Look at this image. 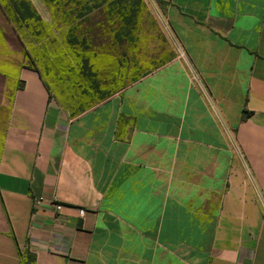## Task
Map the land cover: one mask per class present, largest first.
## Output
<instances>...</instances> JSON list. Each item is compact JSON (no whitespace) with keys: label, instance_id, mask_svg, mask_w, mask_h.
<instances>
[{"label":"crops","instance_id":"1","mask_svg":"<svg viewBox=\"0 0 264 264\" xmlns=\"http://www.w3.org/2000/svg\"><path fill=\"white\" fill-rule=\"evenodd\" d=\"M154 4L112 91L0 8V264H264V0Z\"/></svg>","mask_w":264,"mask_h":264},{"label":"rangeland","instance_id":"2","mask_svg":"<svg viewBox=\"0 0 264 264\" xmlns=\"http://www.w3.org/2000/svg\"><path fill=\"white\" fill-rule=\"evenodd\" d=\"M0 8L27 62L45 72L52 60L73 67L86 57L89 81H98L103 91L125 85L131 51L141 59L148 49L164 48L154 0H0ZM107 50H116V61L112 54L93 58L88 53Z\"/></svg>","mask_w":264,"mask_h":264},{"label":"built area","instance_id":"3","mask_svg":"<svg viewBox=\"0 0 264 264\" xmlns=\"http://www.w3.org/2000/svg\"><path fill=\"white\" fill-rule=\"evenodd\" d=\"M39 203H40V200L39 199H37V200L34 201V204L35 205H38ZM54 208H55V210H60L61 209V205L60 204H55ZM85 212L86 211L83 208L78 209V215L80 217H82L85 214Z\"/></svg>","mask_w":264,"mask_h":264},{"label":"trees","instance_id":"4","mask_svg":"<svg viewBox=\"0 0 264 264\" xmlns=\"http://www.w3.org/2000/svg\"><path fill=\"white\" fill-rule=\"evenodd\" d=\"M17 11L18 8H16ZM20 14V13H19ZM82 58V57H81ZM83 59V58H82ZM89 68L88 62L86 60H83V62L79 66V70L86 72V70ZM89 70V69H88ZM93 87H97V85H93Z\"/></svg>","mask_w":264,"mask_h":264}]
</instances>
